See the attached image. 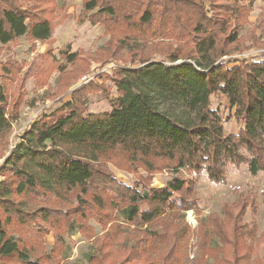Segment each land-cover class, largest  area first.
I'll return each mask as SVG.
<instances>
[{
	"label": "trees",
	"instance_id": "16d2710c",
	"mask_svg": "<svg viewBox=\"0 0 264 264\" xmlns=\"http://www.w3.org/2000/svg\"><path fill=\"white\" fill-rule=\"evenodd\" d=\"M54 1L27 0L32 6L26 7L22 0H0L1 46L23 36L48 40ZM256 1L82 0L88 20L105 25L117 48L128 39L154 37L176 44L153 45H165L163 60L141 57L137 66L117 70L112 78L117 96L109 111L89 112L90 87L82 85L69 102L23 132L0 168V264H62L65 234L77 233L92 241L88 264H186L185 254L174 256L176 247L168 245L177 236L166 233L180 223L184 236L216 237L215 264H241L243 254L264 243L253 193H240L221 215L204 219L196 190L201 176L225 184L230 168L247 166L253 176L264 172V53L223 60L243 44L240 33ZM76 60V54L68 56L69 64ZM47 61L42 67H49ZM27 65L14 59L0 63V137L11 125L9 87ZM216 95L234 112L237 133L226 132L224 114L212 108ZM110 164L140 167L148 176L128 185L117 180ZM163 169L174 171L172 178L163 187L152 186L151 177ZM56 200L73 207L52 206ZM190 210L198 215L194 231L184 220ZM120 217L136 223L135 230L121 231L114 222ZM50 232L55 240L48 249ZM161 243L166 254L151 255Z\"/></svg>",
	"mask_w": 264,
	"mask_h": 264
},
{
	"label": "rangeland",
	"instance_id": "374dc122",
	"mask_svg": "<svg viewBox=\"0 0 264 264\" xmlns=\"http://www.w3.org/2000/svg\"><path fill=\"white\" fill-rule=\"evenodd\" d=\"M22 2L26 7L32 6V3L27 0H22ZM49 12L52 17L53 31L48 40L35 41L30 37L23 36L6 46L0 44V63L11 59L28 63L19 72L15 83L9 87L8 115L11 125L9 130L0 137V168L23 132L45 113L69 102L73 93L80 86L90 87L91 93L86 106L89 112L109 111L111 109L110 100L117 96L112 81L114 73L125 66H137L141 57L163 60L164 55L161 54L165 45L161 46L162 49L154 48L153 45L176 44L173 39L154 37L148 41L128 39L122 47L117 48L120 44L116 45L110 42L112 33H108L105 25L93 24L88 20L82 0H56L49 7ZM113 31L115 34H121V29ZM240 36L244 38L243 44L231 49L233 53L225 56L223 60L233 57L239 59L257 58L264 53V46H262L264 44V0H258L253 4L248 22ZM73 54L77 55V60L75 63L69 64L68 56ZM50 56L55 58L60 66H64L65 70L60 71L54 64L52 65ZM46 59L48 68L42 67ZM234 64L232 62L229 66ZM24 75L25 78H23ZM212 108H217L224 114L226 132H238L239 124L233 117L234 112H231L223 95L212 97ZM109 167L119 182L128 185L138 181L140 176H148L147 172L140 167L131 169L128 166H112L111 164ZM173 172L168 169L158 171L151 177L150 183L154 187H163L172 178ZM180 173L183 176H188L183 170ZM198 180L196 190L202 208V218L206 219L211 213L221 215L224 205L234 203L240 193H253L256 196L258 207L256 224L260 232L264 231V172L253 176L247 166H242L239 169L230 168L225 184L212 183L205 176H201ZM52 206L61 209L73 207V205L61 203L59 200H56ZM146 209L145 207L144 210ZM251 219L252 215L249 213L246 221L250 222ZM184 220L188 222L193 231L198 229V215L194 210L186 211ZM137 221L138 225L141 224L140 217L137 218ZM114 222H119L122 225L121 231L124 233H131L135 230L136 223L129 224L121 217ZM91 225L95 228V233L100 234L102 228L94 220H91ZM110 226L111 223L108 228ZM166 233L168 236L171 234L177 236L176 239L174 238L175 240L168 241V245L176 247L174 256L177 254L181 257L185 254L181 258L186 264H215L211 249L214 250L220 246L216 237L206 241L196 233L184 236L182 223L177 227L167 229ZM180 238L182 240L178 242ZM185 238H187V242ZM65 239L68 250L62 264H88V257L95 252L92 241L86 240L80 233L73 236L65 234ZM54 240V232L45 236L48 249L54 245ZM163 246V243L157 248L155 245L154 249L151 248L153 250L151 255L166 254L165 251L159 249ZM242 256L241 264H255L257 258L264 264V243L254 248L251 253Z\"/></svg>",
	"mask_w": 264,
	"mask_h": 264
}]
</instances>
